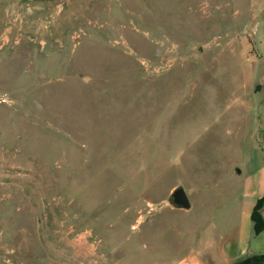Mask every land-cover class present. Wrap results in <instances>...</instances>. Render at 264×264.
<instances>
[{"label":"rangeland","instance_id":"1","mask_svg":"<svg viewBox=\"0 0 264 264\" xmlns=\"http://www.w3.org/2000/svg\"><path fill=\"white\" fill-rule=\"evenodd\" d=\"M258 194L264 0H0V264L176 260Z\"/></svg>","mask_w":264,"mask_h":264},{"label":"crops","instance_id":"2","mask_svg":"<svg viewBox=\"0 0 264 264\" xmlns=\"http://www.w3.org/2000/svg\"><path fill=\"white\" fill-rule=\"evenodd\" d=\"M233 196L232 207H236L239 214L231 223L225 225L219 221L211 228L208 237L191 230L183 238L190 247L176 260H167L166 254L159 252L146 264H231L247 256L264 254V228L258 235L253 236L250 222L252 208L262 198L263 206L259 209V215L264 224V195ZM190 209L189 202L187 212Z\"/></svg>","mask_w":264,"mask_h":264},{"label":"water","instance_id":"3","mask_svg":"<svg viewBox=\"0 0 264 264\" xmlns=\"http://www.w3.org/2000/svg\"><path fill=\"white\" fill-rule=\"evenodd\" d=\"M236 174L239 173L238 169H234ZM166 205L170 208L180 209L187 211L189 209V201L184 190L178 186L171 190L167 199ZM231 264H264V254L247 256L234 261Z\"/></svg>","mask_w":264,"mask_h":264},{"label":"trees","instance_id":"4","mask_svg":"<svg viewBox=\"0 0 264 264\" xmlns=\"http://www.w3.org/2000/svg\"><path fill=\"white\" fill-rule=\"evenodd\" d=\"M263 206V199H258L250 213L251 232L253 236L258 235L264 228V224L259 215V209Z\"/></svg>","mask_w":264,"mask_h":264}]
</instances>
